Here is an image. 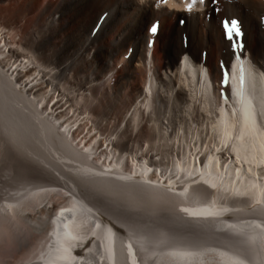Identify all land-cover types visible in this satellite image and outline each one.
Listing matches in <instances>:
<instances>
[{"label": "bare ground", "instance_id": "bare-ground-1", "mask_svg": "<svg viewBox=\"0 0 264 264\" xmlns=\"http://www.w3.org/2000/svg\"><path fill=\"white\" fill-rule=\"evenodd\" d=\"M192 2L26 0L8 19L27 24L19 48L0 31L1 262L35 232L20 264H264V130L219 118L246 102L219 99L221 21L240 20L264 72V0ZM256 98L264 125L263 87Z\"/></svg>", "mask_w": 264, "mask_h": 264}, {"label": "rangeland", "instance_id": "rangeland-1", "mask_svg": "<svg viewBox=\"0 0 264 264\" xmlns=\"http://www.w3.org/2000/svg\"><path fill=\"white\" fill-rule=\"evenodd\" d=\"M26 0H8V1H5V2H3V3H1L0 4V9H3V13L2 14H0V31H1V34H3V36H6L7 38H8V42H10V44H12V45H14V47L15 48H19V45L22 47V42H21V38H22V33H21V30L23 31V29L24 28H26V24H27V19H24L22 22H20L19 23V21H18V23H16L15 25H13V23H12V27H9L8 26V24H7V22L10 20V21H13V19H14V21L15 20H17L19 17H15V18H13V15H14V13H17V9L25 2ZM38 2L39 3H42V5L44 4H46L47 2H48V0H38ZM18 7V8H17ZM14 9V10H13ZM11 12H12V14H11ZM6 13V14H5ZM10 14V16H8ZM15 15H17V14H15ZM14 15V16H15ZM7 16V17H6ZM20 16V15H19ZM12 17V18H11ZM104 16H102V17H99V19H98V21L96 22L97 23V25H96V27H98V28H100V26H102V24H103V18ZM6 19V20H5ZM9 19V20H8ZM12 19V20H11ZM102 19V20H101ZM4 20V21H3ZM3 23H2V22ZM23 23V24H22ZM21 26H20V25ZM100 24V25H99ZM23 26H24V28H23ZM6 32H7V34H6ZM10 33V34H9ZM12 33V34H11ZM17 33V34H16ZM21 33V34H20ZM17 39V40H16ZM19 39V40H18ZM86 39V40H85ZM85 39H84V41H82L83 43H82V45H81V43H80V49H81V47H86L87 45H89V43L90 42H92L91 41V36H86L85 37ZM20 42V43H19ZM89 42V43H88ZM17 44V45H16ZM17 47H16V46ZM78 46V47H79ZM80 53V52H79ZM79 53H78V55H79ZM149 137V136H148ZM150 138V137H149ZM147 138V136L141 141V144H146V145H149V143H150V140ZM80 140V138L78 139V141ZM145 140V141H144ZM144 141V142H143ZM147 142V143H146ZM82 146V145H81ZM65 205V201H61V202H59V203H57V206H56V208L57 207H59V208H61V207H63ZM179 209H182L181 207H179ZM35 234V235H34ZM34 234H32V243L31 242H29V246H27V248H24V251L22 250V249H20V250H17L18 252L20 251V253H18L17 251L16 252H14L13 254H11L10 255V257L8 258V260L6 261L7 262V264H20V263H23L24 262V260L26 259V257H27V254L29 253V251L31 250V249H33V248H35L34 246L35 245H37L36 243V241H37V238H35V237H38V233H35L34 232ZM5 238H7L6 236H5ZM33 238H35V239H33ZM7 241H8V239H6ZM4 241L5 243V245H6V243H7V241ZM34 240H36V241H34ZM32 245V246H31ZM32 247V248H31ZM31 248V249H30ZM28 250V252H26ZM6 254H7V251L5 252ZM5 253H3V254H5ZM18 253V254H17ZM26 254V255H25ZM19 255H20V257H19ZM24 255L26 256V257H24ZM17 257V258H16ZM10 258H12V259H10ZM19 258V259H18ZM16 262H15V261ZM23 261V262H22ZM1 262V261H0ZM6 262L4 263V262H1L2 264H6ZM8 262H11V263H8ZM15 262V263H14Z\"/></svg>", "mask_w": 264, "mask_h": 264}, {"label": "snow or ice", "instance_id": "snow-or-ice-1", "mask_svg": "<svg viewBox=\"0 0 264 264\" xmlns=\"http://www.w3.org/2000/svg\"><path fill=\"white\" fill-rule=\"evenodd\" d=\"M205 0H200V3H204ZM196 3V0H193L191 4L187 5V10L191 11L193 4ZM212 3H218V0H212ZM222 26L225 29L226 36L229 40L233 38V33H235L237 36L240 35V26H239V21L234 18H225L222 21ZM151 32L155 33L157 31V27L154 25L150 29Z\"/></svg>", "mask_w": 264, "mask_h": 264}]
</instances>
